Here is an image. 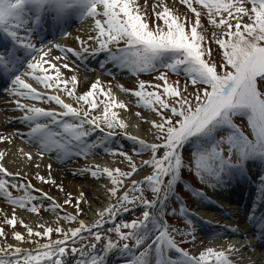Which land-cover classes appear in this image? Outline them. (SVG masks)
<instances>
[{
    "label": "snow or ice",
    "instance_id": "6c2138e0",
    "mask_svg": "<svg viewBox=\"0 0 264 264\" xmlns=\"http://www.w3.org/2000/svg\"><path fill=\"white\" fill-rule=\"evenodd\" d=\"M29 2L39 5L46 0H0V30L21 43L23 47L39 53L43 52V49H38L31 42L23 43V38L18 35L21 26L27 25L22 13L25 3ZM52 2L63 8L67 0ZM81 2L88 5V12L84 18L97 16L105 18L103 21L95 19L97 35L89 37V40L96 41L98 47L91 50L84 47L80 52L57 45L56 47L65 54L71 53L82 58L84 54L97 55L106 52L111 62L129 68L134 73L156 72L159 68H164L173 73H183L193 86L206 87L202 89L197 87L194 104L186 95L187 84L181 91L169 83L164 72L156 77V80L163 82L162 84H146L141 80L138 89H125L138 98L140 105L154 111L160 117V122L151 121L152 127L157 130V142L148 143L126 131V122L113 110L116 107L126 108V105L116 101L110 89L105 92L100 87L99 80L93 82L89 90L77 96L76 76L71 77L72 87L69 88L67 86L69 81L60 79V70L54 64L51 67L56 71L55 77L37 74L48 71L43 67L44 63H48L43 57L36 62H29L27 68L30 71L16 75L12 81L15 96L30 100L44 98V93L37 91L32 84L26 83L22 78V75H31L37 84L45 88L55 87L68 96H73L77 103L83 102L88 106L87 110L83 106L73 107L60 95H49L46 102H54L63 111L46 110L33 104L22 103L19 99L14 101L17 110L23 113L20 117L21 122L29 126L30 130L26 133L29 142L39 145L41 157L52 151L62 153L65 157L87 156L92 149L103 146L110 138L123 135L138 145V148L133 149L136 155L147 153L149 158L143 159L138 166L132 155L119 150L112 154L123 157L128 162L130 171H122L119 167L100 168L98 165L83 169L94 178L106 175L111 182V187L107 191L110 198H114L116 202L110 203L108 207L98 212V218L94 223L85 224L83 220H79L78 227L67 231L60 227L45 228L41 224L39 227L44 228V231L34 232L31 226L20 221L27 229L30 240L33 236L50 237L53 231L62 234L63 238L50 239L48 243L43 244L32 241L36 245L34 250L7 244L0 247V264H66L63 257L69 251L80 257L76 264H105V256L112 250L132 252L141 246H144L143 251L138 256L133 253L135 258L130 259L129 264H150L151 251L155 253V264H233L223 250L207 247L198 255H192L181 248L170 234L163 216L166 202L170 196L175 195V185L181 180V170L186 166V159L194 160L195 173L202 181L208 182L210 187H216L221 185L223 173L228 165L239 166L245 158L255 154L264 155V0H182V3L195 14L190 31H186L185 22L172 15L171 9L167 6L162 11L155 12L156 21H162V24L154 21L150 27L141 14L136 0H81ZM246 3H250L251 8L246 7ZM193 4L207 10L209 23L217 27L225 26L227 29L223 36L215 41L222 50L223 63L220 67L224 69L223 71H218L217 64L205 58L206 51L202 47L204 36L198 31V28L202 27L201 12ZM98 6H102V12H98ZM225 13L227 18L224 16ZM216 17L220 19L217 21ZM243 17H247L250 22H242ZM233 20L234 25L231 22ZM208 54L210 55V50ZM47 55L48 53L44 52V56ZM56 59L60 60V57L57 56ZM9 62L11 63V58ZM0 63H3L2 57ZM63 67L67 68L68 65L64 64ZM149 87L155 90L147 91ZM97 95H103L105 99L98 100L95 98ZM165 97L174 99L169 100ZM101 105L102 112L91 115ZM236 116L247 117L254 139H249L233 123V117ZM66 118H70L71 122ZM54 128H59L60 131H55ZM225 128L231 129V134L226 138L223 136L217 138L218 133ZM97 131L104 135L96 142H88L87 138ZM17 134L25 135L19 132ZM194 138L198 142L196 151L185 157L182 154L185 145ZM7 139L0 136V142ZM224 145L227 146V155ZM26 155L28 159H32L31 153ZM4 157L5 152L0 151V160ZM145 167L150 174H145L139 180L130 179ZM48 168L51 169V165H48ZM8 177L12 180L20 178L18 173L9 172L4 164L0 163V196L5 197L13 205L26 207L35 199L28 192V189L34 186L30 181L12 183ZM37 178L45 183H55L44 176L38 175ZM129 179L130 182L125 184ZM261 184L264 185V178ZM10 187L23 189L24 195L14 197L9 191ZM60 190L63 191L62 186ZM121 191L122 195H118ZM149 191L152 194L151 199L145 195ZM196 194L204 195L201 192ZM44 197L52 199L46 193ZM72 200L73 197L69 193L64 203L71 204ZM83 200L84 194L81 193L75 204L77 215L69 213L63 218L70 222L77 221V216L82 211L80 204ZM59 207L60 205L53 201L50 210L56 211ZM137 207L144 209L141 216L116 222L121 213H128ZM29 210L39 212L35 204H32ZM180 212L186 214V209L181 206ZM175 213L176 209H173L171 214ZM6 223L14 229L17 223L15 215L13 214ZM106 224L113 226L102 231ZM109 233H114L116 239L108 235ZM6 235L4 230L0 229V238ZM13 237L16 241L25 239L22 233L16 231H13ZM150 237L151 242L148 243ZM192 238L195 240L194 235ZM129 241L133 242L131 246ZM101 242H103L101 251L105 255L97 252ZM69 243L73 245L70 249ZM171 250L178 254V258H171L168 255Z\"/></svg>",
    "mask_w": 264,
    "mask_h": 264
},
{
    "label": "rangeland",
    "instance_id": "374dc122",
    "mask_svg": "<svg viewBox=\"0 0 264 264\" xmlns=\"http://www.w3.org/2000/svg\"><path fill=\"white\" fill-rule=\"evenodd\" d=\"M174 1L176 0H161V2L159 0H136V4L139 6L141 14L143 15V17L146 19V21L149 23L150 27H152L153 22L156 21V16H155V12L156 11H162L163 10V6L162 5H157L159 3L164 4L165 6H167L168 8H172L170 7ZM249 4V3H246ZM100 10L103 11L102 6H99ZM194 7L197 8L198 11L201 12V28H198V31H200L202 33V35L204 36V41L202 42V47H204L205 51H206V56L205 58H207V55L209 53L210 50V58L208 60H210V62H214L217 64V69L219 70V65H221L220 62V56L217 53V49L208 43L209 38L208 37H212V36H221L223 34V29H221L220 27H217L216 25H213L210 23L209 26H207V24L209 23V21L207 22V19L209 18L207 15V10L203 9L200 5H195ZM172 15L176 16L179 18L180 21L185 22L186 24V31H190V26L191 24L194 22L195 20V14L191 12V10L187 7V6H179L177 11L171 12ZM101 20L103 21V19H105L104 17L100 16ZM248 18L247 17H243L242 18V22H247ZM157 23L162 24V21H156ZM233 24H235V21H231ZM208 44V45H207ZM57 56L60 57V60H53V62L51 63V65H55L56 68H59L60 70V79L61 80H67L69 81V84L67 85L69 88L72 87L71 84V77L72 76H76L77 77V83H76V87H75V94L78 96L80 95L79 93L83 94L84 93V89L82 88L81 92H78L80 89V84H81V75H80V71L78 69H75L76 67L73 66L71 67L70 65L65 68L63 67L64 64L68 65V61L65 60L64 57H66L65 54H63L62 51L59 52H55L54 53V57L56 58ZM61 61V62H60ZM78 68V67H77ZM51 73L52 76L55 77L56 76V71L54 68L51 67ZM164 73L166 74V76L168 77V81L170 84H173L174 86H177L181 91H183V88L185 86V84H187V97L192 100L193 104L195 103L194 100V96L196 95L197 92V87H199L200 89H202L203 85L200 86H193L190 82V80H188V78L186 79H182L180 76V74L177 73H171L170 71H164ZM156 76H159V74H157ZM134 77V76H133ZM107 77L102 78V80L100 81V87H102L105 92H107L109 89L111 90L112 96L115 97L116 101L119 102H123L126 105V108H119L116 107L113 110H115L120 119H123L126 124H127V130L131 129L133 126L136 127V129L143 127L145 128L146 131V138H148L149 142L152 139L150 132L153 131V127H152V123L151 121H157V114L148 108H142L139 106V104H130V103H126L125 101V97L123 96L124 94H121L123 91L122 87V80L118 79V81L116 82L113 79H106ZM136 79V80H134ZM154 82L156 83H161L162 81H158L156 80V77L154 76V79H152ZM141 81L140 78L136 77L133 78V80H131V82L128 84L129 86H132L131 89H138V84ZM177 82H179L177 84ZM138 83V84H137ZM63 86V85H62ZM123 88H125L123 86ZM147 91H149L147 89ZM159 91H161L162 93V89H160ZM98 100H104L105 97L103 95H97L95 97ZM166 99L169 100H173L174 98L171 97H165ZM133 99V98H131ZM134 99H137L136 97ZM74 103L76 105H78L77 101L74 98ZM82 103V102H81ZM102 108L103 106L101 105L100 108H98L95 112L91 113V115H98L102 112ZM137 113H139V115H137ZM169 114V113H168ZM170 115V114H169ZM142 118H145L144 123L142 121ZM237 123L239 124V126L243 129L246 130V127L242 121V118H238V120H236ZM149 133V135H148ZM144 135V134H143ZM153 142V141H151ZM135 144V142H133ZM116 147V146H115ZM119 150H121V148H118ZM115 150V149H114ZM189 150L187 147H185V149L183 150V155L185 157L188 156ZM27 154V153H26ZM129 155H132L134 160L136 161L137 165L139 166L141 164V161L145 158H149L147 157L146 153H141V155H135L133 150L128 152ZM26 161H27V166L28 168L31 169V174L30 177L32 180H34L35 182H38L40 184H42V186L48 191L47 194H49V192H51L52 194H59L61 195V190L59 188L58 183L54 180V177L50 174H44L43 173V168H45L46 170H53L54 167H52V165L50 163L48 164H44V161H41L40 159H38L35 155L32 154V159H28L27 155H25ZM111 159L114 161L116 167H119L122 171H130V167L128 165V162L123 158L120 157L118 155H114L111 157ZM187 161V159L185 160V162ZM37 165L39 167H42V172H39V167H37ZM48 165H51V169L48 168ZM186 165V164H185ZM146 168V167H145ZM185 175L186 178H188L189 180H192L193 182H196L197 184H199L198 186L201 187V190H204L206 188H209V183L202 181L195 173V171H193L191 169V166L186 165L182 170H181ZM44 176L45 179L51 181L54 180L55 183H51V182H42L40 179L37 178V176ZM167 179V178H166ZM187 185V184H186ZM184 187V191H191L190 188L188 186ZM9 191L10 188H9ZM186 193V192H184ZM195 192H192V194H194ZM194 197V196H193ZM192 199V198H191ZM190 199V200H191ZM59 203L62 204V206L65 208V203L64 201L66 199H59ZM189 201V199H186ZM34 202L33 204H35L38 208H39V212H32L29 210V213H31L30 215L32 216L33 219H35L37 222H44V226L46 227H52L53 229H55L56 227H60L63 228L64 225H66V222H68V220H65L64 218H61L59 214V212L56 211H52L50 209L47 208H42L41 204L39 203V201L37 199L32 200L30 203ZM190 202V201H189ZM175 205H178L177 201L175 200L174 196H170V198L168 199L166 205L168 207L165 206V215L163 216L164 219H166V222L169 226V230H170V234L173 236V238L176 241H179L182 245V247L185 250H191L193 252H196L197 254H199L200 251L205 250L206 248V243H205V239H201L199 238V236L190 231V227H189V219L184 218V214H182L179 209L175 208ZM30 204H28L27 206H29ZM30 209V207H29ZM176 209V213L175 215H172V210ZM188 215V214H186ZM129 216V213H122L119 218L121 220H125L127 219V217ZM12 215L7 212L6 210H3L2 208H0V229H3L4 232L7 234L6 237L0 238V247H4L7 244H12L13 246L15 245V239L13 237V231H19L18 229H22L24 226L20 223V221H23L22 219L17 220L16 225L13 226L8 225L6 223V221L8 219H11ZM70 222V221H69ZM23 223L25 224V222L23 221ZM118 223V222H117ZM39 224H37L35 227H32L34 232L35 231H40V228H37ZM113 225L110 224L108 225V227H112ZM172 229H176V232H172ZM189 233H191V235H189ZM22 234L24 235L25 239L23 241H18L19 244H25L28 246H34L35 244L32 241H38L39 243H42L44 240L45 241H49L50 239L55 238L56 236H58L59 234L55 233V231H53V233L50 235V237H35L33 236L31 238V240L28 238L27 235V230L25 229ZM196 234L198 237H195V240H193L192 236ZM195 236V235H194ZM151 242V237L148 241V243ZM133 243V242H132ZM131 243V244H132ZM192 245H195L196 247H192ZM131 246V245H130ZM144 246H141L138 249H133L132 252H125L121 255H116L119 256V258H121L122 256L124 258H132V253H136V251H138V254L136 256L139 255V253L141 251H143ZM114 256V257H116ZM171 258H173L172 256H170ZM121 260V259H117ZM151 260V261H150ZM149 261L150 264L152 262V264H155V253H154V257L152 256V251L149 254ZM113 261L111 262V264H113Z\"/></svg>",
    "mask_w": 264,
    "mask_h": 264
},
{
    "label": "bare ground",
    "instance_id": "6f19581e",
    "mask_svg": "<svg viewBox=\"0 0 264 264\" xmlns=\"http://www.w3.org/2000/svg\"><path fill=\"white\" fill-rule=\"evenodd\" d=\"M94 19H97V17H94ZM93 21V19H92ZM87 22H83L81 23V25L77 26V29H74L72 31V33H74V35L71 36V41L72 44L75 47H79L80 43L77 39L78 38H88V36H90L93 33V29L91 25H86ZM91 26V27H90ZM90 28V29H89ZM92 29V30H91ZM74 36H76L74 38ZM92 37V36H91ZM61 41H66L64 37L60 38ZM76 40V41H75ZM44 52H47L48 55L44 56ZM51 51H46L43 50L42 53H38L37 55H35V60H33L34 62L40 60L41 57H43V59L45 57H50ZM43 55V56H42ZM84 57H90V55L88 54H84ZM82 57V58H84ZM33 59V58H32ZM49 59V58H47ZM102 61V60H101ZM112 66L114 67H119V65L117 63H113L111 62ZM116 64V65H115ZM43 67L45 69H48L46 67V64L43 65ZM27 68V67H26ZM79 70L81 72V76L83 78V82L81 83V87L84 90H89L91 84L93 82H95L97 80V73L95 71H89L86 70L85 68L83 69V67H79ZM27 71L29 72L30 70L27 68ZM49 72V69L46 73ZM38 74H45V73H39ZM131 79V77H130ZM129 80V78H124L122 80L123 85H126L125 82H127ZM32 81V82H30ZM28 83L32 84L33 87H35L38 90L47 92L51 95H60L62 99H64V101L66 103H70L72 104V102L67 98L68 96H66V94H64L61 90L53 87V88H45L43 85H37L34 82V79L29 77V80H27ZM127 93V92H126ZM130 92H128V99L125 100L126 103L128 104L129 99L131 97V94H129ZM15 96V95H14ZM21 100H26L24 98H20ZM33 101V100H32ZM49 105L51 106V104H53L54 102H48ZM47 105V104H46ZM57 107H52L54 109H62L59 105H56ZM39 107V106H38ZM70 121V118H66ZM134 128V127H133ZM131 128V129H133ZM60 130V129H59ZM135 130V129H133ZM119 131V130H117ZM136 131V130H135ZM135 131H131L132 134H136L137 133ZM139 135H141L143 137L146 136V131L145 128L140 127L138 129ZM102 135H104L103 133H101ZM149 135V133H148ZM119 136V135H118ZM121 137H123L122 135H120ZM116 138V137H115ZM124 138V137H123ZM3 149L5 150V157H4V162L5 164L10 167L9 169H13L14 171H16L19 175L20 178L24 179L23 182L27 183L30 181L31 185L34 186L33 188H30L28 190H31L32 193L37 196V195H41L44 192V189L41 187L40 184L34 183L30 180L29 177V170H31L30 168H28L27 161L26 158L23 156V148L18 146L16 143H5L3 144ZM110 157H107V153L105 154L104 157L100 158L99 160H94L93 157H90L89 155L85 156V157H77L76 161H73L72 164L68 165V166H64L61 165L59 166V168H61L62 170H64V172L61 171V169H53V170H46L45 168H43V173L44 174H50L54 177V180L58 183L59 188L60 186L63 187V191L61 192V195L59 194H52L51 196L48 197H52V199L56 200V199H67L68 198V194L71 193L73 200L71 204H66L65 205V209H66V213H61L62 217L65 216V214H68L69 212L72 213V215H77L76 212V208H75V204H76V199L80 196L81 193L84 194V200L83 202L80 204V209L82 210L81 213L77 216V221L75 222H66V225L63 226V229L65 231H67L70 228L73 227H78L79 226V220H83L85 222V224H91L94 223L95 220L98 218L97 213L102 211L104 208L108 207V205L110 203H115V199L114 198H110V194L108 193L107 189L109 188V186L111 185L110 179L105 175V176H100V177H92L90 175V173L83 171V169L85 168H89V167H94L96 165H98L100 168H113L115 167V163L109 159ZM74 159V158H73ZM63 163V162H62ZM66 170V171H65ZM39 172H42V167H39ZM233 175L231 176V178L229 180H227L224 184L219 185V187H209L207 188L206 191H201V193H203V196H199L197 195V201L196 204H198V206H196V211H198L203 217L208 218L211 217L213 215L217 216V213H215L214 211L212 213H210V211H206L204 210L205 207L201 204L200 200H202L204 198V196L206 195L205 192L210 196L212 195L210 192H220L219 194H216L214 196V200L216 199V201H219L221 204H226V200L225 199H221V192L225 193V192H230L233 191L231 190V182L234 181L235 184H239L241 182H247V179L244 178V174H242L240 171H233ZM145 174H150V171L145 168L144 170L140 171L138 174L134 175L133 177H131L130 179H142L143 176ZM26 175V176H23ZM19 178V179H20ZM129 180L125 181V184H128L130 182ZM261 188L257 189V192H254L252 195H250L248 197V201L246 203V206L248 208H253L257 205H261L262 201L264 200L261 196L262 194L260 193ZM123 191V190H122ZM241 192L245 193L246 190L240 189ZM119 195H122V192L119 193ZM146 197H148L149 199L152 198V194L151 192H146L145 193ZM44 198V200L46 201H50L49 199H45L44 196H42ZM213 197V196H212ZM221 197V198H220ZM247 197V195H242V200H244ZM199 200V201H198ZM208 207V206H206ZM11 210L10 212L12 214L15 215L16 219H26V224L28 226L31 227H35L37 224L44 225V222L40 221L37 222L35 219L32 218V216L29 214V212H25V211H20L17 209H13L11 207H9ZM229 208V210H233V208L239 209L240 206H233V207H227ZM51 209V208H50ZM143 208L142 207H137L132 209V211L128 212L129 216L127 217L126 221L131 220L133 218H136L138 216L142 215L143 212ZM58 212V211H56ZM124 220V219H123ZM218 219H216L215 221H217ZM121 219L119 218V216L116 219V222H120ZM220 222V221H218ZM222 222H227L230 223V225H233V223L231 221H229L228 219H223ZM38 225L37 228H40ZM108 224H106L104 226V229L102 231H106V229ZM26 228H22L21 230H25ZM44 228H40L41 231H43ZM27 230V229H26ZM127 231V230H125ZM21 232V231H18ZM85 235H87L85 233ZM108 235H110L114 240L116 239L115 234L114 233H109ZM63 236L62 234H59L58 236H56L55 238L51 239V240H55V239H62ZM211 241V247H213L214 249L217 248L218 250H223L226 252L227 255H229V258L233 261V264H235V261L237 264H264V258L262 256H256V255H260L258 252L256 253L255 250H253L252 252H248L247 250H244L245 253L239 254V253H233L232 250L236 248L235 243L236 239L235 237H229L228 239H226L224 242H221L219 239L217 240H209ZM15 242V246L14 247H21L22 249H35L36 245L34 246H28L26 247L24 244H19L18 241H14ZM49 241H45L42 242L43 243H48ZM88 241H86L87 243ZM132 241H129L128 243L131 244ZM73 245L71 243H69L68 247L69 249L72 247ZM77 247H79L80 245H76ZM103 246V242H101L100 245H98L97 248V252L100 253L101 255H105L103 252H101V248ZM125 252L121 251L120 249H114L111 252L107 253L105 256V264L108 263V260H111L113 254L114 255H121ZM80 257L78 255H73L70 251L69 253L63 257L64 261L66 262V264H76V261L79 259ZM22 259V257H21Z\"/></svg>",
    "mask_w": 264,
    "mask_h": 264
},
{
    "label": "trees",
    "instance_id": "16d2710c",
    "mask_svg": "<svg viewBox=\"0 0 264 264\" xmlns=\"http://www.w3.org/2000/svg\"><path fill=\"white\" fill-rule=\"evenodd\" d=\"M246 7H248V8H251V4L249 3L248 4V6H246ZM224 16L227 18V13H225L224 14ZM216 19H217V21L220 19V17H216ZM209 21V18L207 19V22ZM247 22H250L249 20H247ZM209 25H210V23H209ZM220 28H224V30H223V34L226 32V27L225 26H220ZM234 30V29H233ZM223 34L221 35V36H212V37H208L209 38V40H208V43L209 44H211V45H213L216 49H217V53L219 54V56H220V62H221V65H222V63H223V61H222V50L219 48V46L216 44V40L217 39H219V38H221L222 36H223ZM208 45V44H207ZM210 58V56H209V54L207 55V58L206 59H209ZM221 65H219V70L218 71H223L224 69H222L220 66Z\"/></svg>",
    "mask_w": 264,
    "mask_h": 264
}]
</instances>
